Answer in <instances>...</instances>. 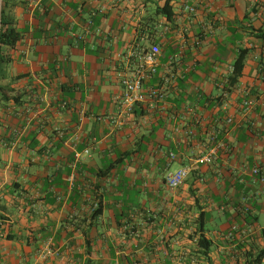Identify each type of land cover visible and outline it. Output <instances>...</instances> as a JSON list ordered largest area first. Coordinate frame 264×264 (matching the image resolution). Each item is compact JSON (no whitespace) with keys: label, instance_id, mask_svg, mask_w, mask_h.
<instances>
[{"label":"crops","instance_id":"0c3cea01","mask_svg":"<svg viewBox=\"0 0 264 264\" xmlns=\"http://www.w3.org/2000/svg\"><path fill=\"white\" fill-rule=\"evenodd\" d=\"M8 13L22 39L0 65L10 97L0 95V264L256 258L264 0H10ZM153 44L158 72L145 87L165 95L127 113L123 78ZM182 167L185 181L168 186L167 173ZM202 223L208 255L198 248Z\"/></svg>","mask_w":264,"mask_h":264},{"label":"built area","instance_id":"2783aa9c","mask_svg":"<svg viewBox=\"0 0 264 264\" xmlns=\"http://www.w3.org/2000/svg\"><path fill=\"white\" fill-rule=\"evenodd\" d=\"M187 10L195 12L194 7L187 6ZM161 48L157 44H153L148 48L142 49L138 54V60L136 64V70L130 75L123 78V84L125 87L124 95L122 98V104L124 110L127 113H132L137 104L145 102L148 98L152 101L160 100L164 97V89L162 86L146 89V81L158 72L159 55ZM255 105V101L252 98H247L243 103V110L249 112ZM232 117L227 118V122L231 123ZM193 130H189L188 134H193ZM216 136H212V140H216ZM175 159L176 156L171 153L170 156ZM206 163H211L213 156L211 154L202 158ZM255 174L260 175V169L255 168L253 170ZM189 174L188 167H182L177 171H169L165 177L166 183L170 187H177L181 185ZM261 181L264 183V176L261 177ZM236 227H233L235 229Z\"/></svg>","mask_w":264,"mask_h":264},{"label":"trees","instance_id":"16d2710c","mask_svg":"<svg viewBox=\"0 0 264 264\" xmlns=\"http://www.w3.org/2000/svg\"><path fill=\"white\" fill-rule=\"evenodd\" d=\"M10 7V0H3V7H2V28L0 32V65L3 61L6 60V55L4 52V48H12L15 47L16 44L22 39V33L17 30L14 26L12 20H9V10ZM248 50L244 49L241 50L237 56V59L234 63V71L233 76L231 78V82L235 83L243 74V70L245 67V61L247 58ZM0 95L1 99L7 101L10 99L9 91L3 87H0ZM205 228L203 227V223L199 226L200 235L198 238V248L200 249L201 253L204 255H208L210 249L212 247V241L209 239L205 234ZM262 237L264 240V231L262 232ZM264 258V247L258 251V254L255 259L246 262L245 264H261Z\"/></svg>","mask_w":264,"mask_h":264},{"label":"water","instance_id":"95a60500","mask_svg":"<svg viewBox=\"0 0 264 264\" xmlns=\"http://www.w3.org/2000/svg\"><path fill=\"white\" fill-rule=\"evenodd\" d=\"M2 7H3V0H0V32L2 28Z\"/></svg>","mask_w":264,"mask_h":264}]
</instances>
